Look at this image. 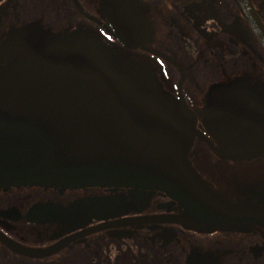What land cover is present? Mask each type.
<instances>
[{
	"label": "flooded vegetation",
	"instance_id": "1",
	"mask_svg": "<svg viewBox=\"0 0 264 264\" xmlns=\"http://www.w3.org/2000/svg\"><path fill=\"white\" fill-rule=\"evenodd\" d=\"M253 23L264 27V0H0V76L17 45L46 49L78 30L148 66L194 125L187 161L207 200L197 208L143 186L2 187L0 264H264V227L211 209L264 214V153L229 158L209 126L220 116L205 115L211 94L240 83L264 97Z\"/></svg>",
	"mask_w": 264,
	"mask_h": 264
},
{
	"label": "water",
	"instance_id": "2",
	"mask_svg": "<svg viewBox=\"0 0 264 264\" xmlns=\"http://www.w3.org/2000/svg\"><path fill=\"white\" fill-rule=\"evenodd\" d=\"M253 26L264 47V27ZM205 115L220 116L209 126L229 158L264 153V97L250 86L214 92ZM195 134L148 66L83 31L46 49L17 45L10 72L0 76V188L143 186L198 208L207 200L187 161ZM211 209L215 220L264 227V214Z\"/></svg>",
	"mask_w": 264,
	"mask_h": 264
}]
</instances>
